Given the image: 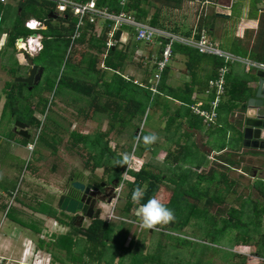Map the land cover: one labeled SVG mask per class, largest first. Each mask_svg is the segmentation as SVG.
<instances>
[{
	"label": "trees",
	"instance_id": "1",
	"mask_svg": "<svg viewBox=\"0 0 264 264\" xmlns=\"http://www.w3.org/2000/svg\"><path fill=\"white\" fill-rule=\"evenodd\" d=\"M77 1H79V3H82L89 0ZM159 1L161 5H166V1L169 2V0ZM181 2L182 0H175V5L178 7L179 3ZM96 5L97 7L101 8L106 6L115 13L124 11L128 14L133 15L139 22L148 24L151 27L157 29L170 31L171 34L173 32V35L180 33L189 35L190 33V30L182 32V28L177 26V23L176 25H174L165 21L164 18H161L160 7L155 6V11L150 16L149 12L151 5L148 4V0H96ZM18 7L20 8L21 12L17 16L16 22L10 33V37L8 40L9 45H14L15 40L19 36L25 38L29 33L32 32L31 30L24 27V23L30 16H34L33 18L47 25V31L41 32L44 36L42 37V40H44L43 48L34 58H42V61L45 64H50L51 60L54 59L55 56H60L59 54H61V51L68 48L70 36L74 31L76 19L72 17L69 12H65L63 16L58 15V13H56L55 11V3L49 0H24L23 2L19 3ZM49 14L54 16L55 19L49 17ZM207 24H209L208 19H206L204 23L199 24L197 31H200L201 27H204V25ZM110 26L111 23L105 21V23H103V28L100 35L98 37H95L92 35L94 25L92 23H86L83 30L81 31L80 38L76 40V43L82 44L85 42L86 37L88 36L87 46L90 50L94 51L96 55L89 58L85 71L81 67L79 68L74 66L72 67L73 72L77 73L78 75L84 76L85 78L94 77L95 81L92 84H87L81 77L79 79L76 77L73 78L70 76H65L59 78L58 85L63 86L67 90L76 93L83 99L86 98L88 100L87 106L89 108H94L97 110V112H100L101 115L104 114L105 116H107L108 123L110 124L109 126L111 128H115L118 125L126 127L127 123H129L136 115H143L148 106L149 109L151 105L153 106V104L150 103L152 94L149 90L151 84V81L149 80L151 78L147 79V82L144 80L143 85H138L133 82V79H125L123 77L121 68L123 67L122 62H124L125 58L124 54L119 52V54L117 55V43L111 47H106L105 45L107 33L110 30ZM19 28H21V30H19ZM127 28L122 27L121 29L115 31L113 38L118 41L122 30ZM128 30L130 34H133L132 29L128 28ZM156 41H159L160 46L162 45V50L165 44V40L162 37H155L152 43ZM176 51H186L192 57L197 54V51L181 44H174L173 54ZM102 53L106 54V57L103 61V65L106 68L105 70L109 69L112 72L111 79L109 81H106L104 79L105 71H98L97 68V55ZM118 57L120 58L119 61L117 59ZM207 57L211 59L213 66L211 70V78L215 79L218 69L223 65L228 66L229 63L227 62L224 64V60L215 55H209ZM74 68L79 69L74 70ZM163 74L164 72L161 76H163ZM35 87L36 85L32 86L30 90H33ZM163 87L164 81L161 79L158 86L159 92L163 91ZM27 89L28 87L23 85L22 83L11 82L10 85L7 84V90L5 93L6 108L4 107L3 112L6 109H10L11 114L16 115L17 120L24 123L27 128L37 129L41 125V122L34 117V112H40L45 117V119L49 121L50 116L47 115V112L50 109L49 106L51 104L48 105V100L44 97H38V99H36V101L34 100V103H32L33 101L29 100L27 96L24 95V91ZM177 98L178 100L181 99V97L178 96ZM241 98L240 100L239 98L236 99L237 103L243 102ZM153 100H157L156 102L161 101V103L164 101L162 99V94L156 95ZM20 101H23L24 103L23 109L25 110V113H19L18 111V104ZM165 101H167L166 98ZM183 101L186 102L187 100L183 99ZM32 106H34V109H32ZM151 110L153 111V114L158 112L156 106L151 107ZM187 110L189 111V108ZM160 111L163 112L162 110ZM180 112L181 111H179L178 109V111H176V114H178L179 116ZM163 114L165 115L167 114V112L164 111ZM174 120L176 121V118H174ZM203 125L207 127V125ZM170 126H172L171 128H173L172 135H175L172 138V142L176 149L174 152H170L171 150L167 152L166 162H168L167 170L170 171L169 179H173L175 177L177 185L172 189L171 197L168 201L169 203L166 206H169V208L173 210L177 222L175 224L174 222H171L168 228L173 231H182L190 224L191 220L194 218V225H197L200 229H202V231H204L205 233V236L202 239V243H189V245L199 246V249H197L196 247V249L193 250V253L197 251L200 256H203L208 250H212L214 252L215 248L212 245L219 243L220 238H222L226 230H240L239 234L236 235L235 243L238 244L243 242L244 244H247L249 246L250 244H254L258 248L256 251V256L264 259V234H261L259 231V227L264 216V182L262 180H257V182L254 183V188L256 189L263 203L259 202L257 199L248 201L249 195H246V197L237 196V200H239L240 203H238L237 205L235 204V206L238 207L240 205L239 211H237V207L231 204L230 208L225 211L226 217L218 218L215 214L210 213V211H208L206 208L210 209L211 207H213V201H217L221 205L231 194H236L235 187L226 186L229 183L228 180L230 181L231 178L228 177L226 172H221L222 170L217 169L215 166H213V168L210 169V171H208L207 173H203L202 171L198 172L200 165L196 166V170H192L190 168L188 172L182 171L181 164H185L186 162H194L193 151L198 152V147L195 142L192 141V135L188 134L190 132H186L183 134L179 133L181 127L180 123L177 122L176 124ZM138 131L137 137L144 135L143 132ZM40 134L41 133L39 132L36 141L38 142L41 139V141L46 142V139H42ZM71 134L73 135V137L77 138L78 141L80 140L83 143L84 148L88 151L89 157L87 159L88 161L85 162V169L87 168L88 162L90 161H92L94 164L92 166V172L95 168L100 167L101 165L105 167L104 173L106 176L108 175V179L103 180L101 177L96 176L99 183L103 182L107 184L113 180H116V182H119L121 180V171L125 166L120 167L116 165H109L111 163L113 152L108 147V142L103 141L102 137L99 136V134L77 135L75 132H72ZM31 140L32 139L29 140L23 137L20 138V141L23 145L29 144ZM140 143L141 146L139 154H141L147 148L142 142ZM46 144L47 146H50V144H48L47 142ZM120 158V156H117L116 160ZM220 158L221 159H218L220 162L232 165V162L230 160H225L224 156L221 155ZM223 163L221 164L225 166ZM148 166L150 165L148 163H145L141 168H134L127 171L129 181H127V192L125 195L126 201L123 207L125 216L129 215L132 209L138 208L139 204L146 203L147 200L155 196V194L159 190V184L162 181L161 179L164 175L160 172L155 173L152 169H149ZM177 171H179L178 175ZM94 176V174L91 175V177ZM88 179L89 180H87V183L95 185L90 182V177ZM68 181L73 182L78 181V179L70 176L68 178ZM231 181V184L237 185V182L235 180ZM222 185L224 187H222ZM137 186L141 187L144 191L143 198L140 200L139 204L134 203L132 200L133 190ZM188 199H193L197 202H200V200H204V204L202 203L204 207L199 208V206L189 202ZM3 208L5 209L6 206H4ZM46 208L47 209L42 210L38 206L37 211H39L40 213L46 212L48 215L53 216L57 222L66 225L69 228V232H67L65 235H60L59 237L51 235V237L54 236V240L47 243L41 239H38L37 246L39 248H43L49 253L50 247H66V251L70 255V261L67 264H100L102 260H107L102 259L103 254H105L106 251L105 240H107L108 238L112 239L113 236L116 237L117 235H119V229H121V225L117 227V231H113L112 226L107 220L98 218L92 219L88 226L83 227L74 223L75 216L72 215L68 220L62 219L60 216H56L55 213L53 214V212L50 208H48L47 205ZM247 211L249 212V214H247ZM7 216L16 224H19L22 227H30L31 229H33V232L37 233V229H35L34 225H28L24 221L16 218L14 219L11 213H7ZM73 228H75L74 232H72ZM74 236L84 242V248L76 245V243L73 241L75 239ZM69 237H71V239H69ZM57 239H59V241ZM125 239L126 237L118 241L116 247H113L122 250V246L124 243L123 241ZM176 240L178 241L179 239ZM180 243H184L187 245L188 241H180ZM73 250H75V252ZM127 253L130 254L128 264H144L146 262H148V264H171L166 262L163 263L160 260L156 259L157 256L159 257L158 254L153 256H140L137 251L132 252L130 248L127 250ZM107 256L109 258V261L106 264H110L114 259V255L110 253ZM224 256L238 257L236 254L230 253V251L224 252ZM53 257H55L54 253ZM195 264L203 263L202 260L199 259ZM260 264H264V260Z\"/></svg>",
	"mask_w": 264,
	"mask_h": 264
},
{
	"label": "rangeland",
	"instance_id": "2",
	"mask_svg": "<svg viewBox=\"0 0 264 264\" xmlns=\"http://www.w3.org/2000/svg\"><path fill=\"white\" fill-rule=\"evenodd\" d=\"M262 1L264 2V0ZM171 2H169V5H173V3ZM236 2L239 4L240 0H236ZM154 4L158 5L157 7H159V3L155 2ZM164 9L165 8H161L162 12L165 13V16H167L170 20H177L178 15L181 16L182 14H185V28H189L190 19L192 20L194 16L202 10L201 4L194 1L192 3L189 1H185L181 4L180 10L174 11L170 8H166L165 10ZM220 10L225 11L226 9ZM176 11L179 12L177 13ZM99 20L101 19H98L97 23L99 22ZM173 24L176 25V23ZM222 47H224V41H222L221 48ZM65 51L66 49H63L61 51V54H59L60 56H55V58L52 59L50 64L48 65L42 61V58H34L33 62L35 64L43 65L45 69L39 84H37L33 90L27 89L24 91V95H26L29 100H32V103H34V100L36 101L38 97H44L48 100V105L51 104L49 106L50 109L47 112V115L50 116V120L47 121L40 112L39 114L35 113V116L37 117V120L41 122V125L37 129L27 128L28 134L32 139L31 142H33L34 137H36L40 132V136L42 137V139H46V142L50 144V146H47L46 142L41 141L40 139L38 142L36 141L35 145L33 146L32 152L27 150L28 144L26 145V148H23V146H19L21 149L17 157L12 151L9 150V147L15 146L13 143L9 142L5 147L0 148L1 173H3L5 170L8 172L11 171V178L12 180H14L13 185H11V182H7L6 176L0 175V187H9L10 190H13L11 193H7L5 195L1 194L3 195V198L2 200H0V204L3 203L4 199L6 202V208L1 209L0 211V235L3 232L6 233V231H11L9 229L15 227L16 229L21 231L22 235L31 236L35 240V233H31L33 236L30 235V229L28 227H22L19 224L10 223L8 221L7 213H11L13 215L15 213L13 211L16 210L15 216L17 219L26 222L28 225H34L35 227L39 228L41 225H37V222L39 220L38 217L42 215L37 214L40 213L39 211H37L38 206L42 210H45L47 209L45 204H49L51 202H49V200L52 199V203H54V206L56 207V203L59 197V191L62 192V190L64 189L62 192L64 194L66 193L67 189L69 190V192H71L72 190V192H75L74 188L69 186L70 181H68V178L70 176L81 180L83 183H86V181L89 180L88 178L90 177L91 183L100 186L103 182L99 183L97 177H101L103 180L108 179V175L106 176L104 173L105 167H103V165L95 168L92 172V166L94 164L92 161H90L88 162V166L85 169V162L88 161L87 159L89 157L88 151L84 148V145L80 140L78 141L77 138L73 137V135L71 134L72 132H75L77 135L99 134V136L102 137L103 141L108 142V147L113 152L111 163L109 164L112 166L115 165L114 161L116 160V157H121L123 153H131L134 154L135 157L136 155L138 156L141 146V143H137V131L139 129L140 132L144 133V135H148L150 133L156 134L158 136L157 142L150 145L148 148L149 150L145 149L140 159L136 157L139 160H133L131 162V167L125 166L121 171V176L125 177L124 181H129V176L126 175L127 170L141 168L142 165L148 163L150 165L148 166L149 169H152L155 173L160 172L164 175L161 179L162 181L159 184V190L155 194V196L161 199L162 202L165 203V205H168L172 189L177 185L175 177L173 179H169L170 171L167 170L168 162H166V154L168 150L170 149V152H174L176 149L172 142V138L175 135L169 133V135L166 136V132L164 130L166 126L164 125H161V127L156 130L158 126V123H156L157 118L155 117L156 120L153 118V111H149V109L148 113L146 109L143 115L137 116V118L127 123L126 127L123 126L122 129L120 127L111 128L109 126L110 124L108 123L107 116H105L104 114L101 115V113L97 112V110L94 108H89L87 106L88 100L86 98H79L76 93L66 90L65 87L58 85V80L60 77H72V63H74L78 67H85L89 58L94 56V52L90 51L86 46L77 45L73 47L71 55L69 56L68 54L70 58H67V54L64 53ZM16 58L21 59L23 62L26 61L24 60V54L22 53H18ZM69 59L72 61V63L71 61H68ZM132 59L133 62L136 61L134 57ZM11 64L13 65L14 63L12 62ZM100 64L101 63L99 62L98 67L101 66ZM27 69L28 65L24 64L20 74L25 76L28 72ZM126 70L127 69H125L123 73L125 75L127 73L130 74V72ZM74 77L79 78L81 77V75L79 76L77 73H74ZM15 81L16 78L12 80V82ZM3 96L4 95H2V100H4V107L6 108V99L5 96ZM212 99L213 96H208L201 108L209 110V103ZM23 106V101H20L18 104L19 113H25ZM0 107L3 108V104L2 106L0 104ZM0 116H2V122L0 126L1 143L6 139L4 134L5 126L7 124H10L11 132H13L17 117L16 115L11 114L10 109H6L4 112L0 111ZM162 123L166 124V122ZM171 127L172 126H169L168 129H170ZM192 141H194L198 146L202 148L201 141L203 140L200 133H194V135H192ZM211 145L213 146V144ZM5 152H8V155H6ZM9 152L13 153L14 155L12 156L11 154H9ZM153 152L155 153L152 154ZM193 153L194 162H186L185 164H181L182 171L188 172L190 168L192 170H196L197 168L194 166L192 167V164H195L197 161L203 162L204 160L206 161L208 159H206L207 155L202 151H193ZM212 159L213 154H210L207 163H205L204 161L203 163H201V165H203L204 163L205 165H211L212 163L211 168H213V161H210ZM215 159L218 160L217 158ZM9 162L14 165L13 168H7ZM214 165L220 168L219 170H222L221 172L227 171L225 166L223 167L220 164ZM15 166L18 167L16 177L14 176L16 172ZM208 171L209 170H203L202 172L207 173ZM233 173L236 174L237 172ZM92 174H94L95 176L91 177ZM178 174L179 171H177V175ZM231 177H233V179L237 183L240 182L239 185L231 184L232 181H229L227 179L229 183L226 186L235 187L236 194H231L221 205L217 201H213V207H211L210 209L206 208L208 211H210V213L215 214L218 218L226 217L225 211L230 208L231 204L235 206V204L237 205L238 203H240L239 200H237V196L246 197V195H249L248 201L257 199L259 202L263 203L254 187H246V185L249 184V176L244 177V179H239V176L231 174ZM120 181L116 182L115 187L119 186ZM222 187L224 186L222 185ZM22 190L27 193V198H23L20 192ZM114 191L115 190H113L112 192L111 201L109 203L103 204L102 217L103 219L108 220L113 228V231H117V227L119 225H121V229H119V235H117L116 237L113 236L112 239L108 238L107 240H105L106 251L105 254H103L102 259L107 260H102L100 264H106L109 261L107 255H109L110 253L114 255V259L110 264H128L130 254L127 253V250L129 248L132 252L137 251L140 256H153L158 254L159 257L157 256L156 259L160 260L163 263L166 262L171 264H195L199 259L202 260L203 264H260L264 260L256 256V251L258 248L254 244H250L249 246L247 244H244L243 242L238 244L235 243L236 235H238L240 232V230L235 229L226 230L222 238H220L219 243L212 245L215 248L214 252L212 250H208L203 256H200L197 251L193 253V250L196 249V247L197 249H199V246H192L189 245V243H202V239L205 236L204 231H202V229H200L197 225H194V218L191 220L190 224L182 231L170 230L168 228L170 226V223L167 226L160 228L159 230L141 229L139 227V220L135 214L136 210H132L131 213H129V215L127 216H125L123 211V207L126 201L125 195L127 192V182L124 183L121 196L116 202L113 200ZM38 200H45V203H37ZM18 201H20L21 203H17ZM188 201L199 206V208L204 207V200H200V202H197L196 200L188 199ZM167 207L169 208V206ZM239 207L240 205L236 208L237 211H239ZM111 211V214H114L115 217H109V212ZM247 214H249L248 211ZM57 216H60L62 219L68 220L72 215L57 211ZM262 219L263 220L261 221L259 231L261 234H264V216ZM90 221L91 220H88L87 223H89ZM78 222H80V220L74 221V223L76 224ZM173 222L175 224L177 220L174 219ZM50 223V226L53 225L52 228L48 227L45 232L43 231L44 234H42L43 232L40 234V236H43L44 238L41 239L39 236V238L46 243L53 238H50L49 235H57L58 233H61L62 235L69 232L68 227H63L55 221ZM85 225L86 222L82 224V226ZM53 227L55 228L53 229ZM74 231L75 228H73L72 232ZM59 235L60 234H58L57 237H59ZM123 236L126 237V239L123 241L124 243L122 246V250L114 248L113 246L116 247L118 241L124 239ZM74 237L75 239L73 241L76 243V245L84 248V242L77 239L76 236ZM59 239L57 240L59 241ZM69 239H71V237H69ZM176 239L179 240L177 241ZM180 241H188V243L187 245L184 243L181 244ZM49 250L50 253L54 251L55 255L57 254L60 259L65 260V263H68L70 261V255L66 250L60 252V249L51 247ZM42 251L46 252V250L43 248ZM73 251L75 252V250ZM227 251L236 254L238 257L224 256V252ZM0 256L4 257L1 253ZM7 260L10 262L11 258H8ZM144 264H148V262Z\"/></svg>",
	"mask_w": 264,
	"mask_h": 264
},
{
	"label": "crops",
	"instance_id": "3",
	"mask_svg": "<svg viewBox=\"0 0 264 264\" xmlns=\"http://www.w3.org/2000/svg\"><path fill=\"white\" fill-rule=\"evenodd\" d=\"M23 1L24 0H7L6 3L0 2V95H1L0 104L1 106L3 104V108L0 107V111L2 112L4 109V100H2V95L5 96V93L7 90V84L10 85L12 80L15 78L25 77L27 73L25 76L20 74L23 65L24 64L27 65L29 59L32 60L34 57L38 55L37 54L35 56L33 55L32 57H29L27 56V54L23 53L24 58H25L24 60H26L23 62L21 59L16 58V56L18 55V52L15 49V45L11 46L8 43L10 33L16 22V18L21 12L20 8L18 7L19 3ZM74 1L79 3V1L77 0H74ZM89 1H94L96 3V0H89ZM171 1L175 3V0H171ZM185 1H189L191 3L193 2L191 0H182V2L179 3L178 7H181V4L184 3ZM155 2L159 3L160 1L159 0H152V1L148 0V4L151 5L150 12H149L150 16L155 11V6H156V4H154ZM194 2L200 3L202 10L197 15H195L192 20L190 19L189 28L184 27V21L186 19L185 14H182L181 16L178 15L177 18L179 20L178 19L170 20L167 16H165L166 14L163 13L161 10L160 17L164 18L165 21H167L168 23H171V24L177 23V26L182 28V32H186L190 30L189 35H184L182 33L176 34L180 37L198 39L200 32L204 30L207 33L208 38L213 42V44L218 49H220L223 52L231 54L237 60L233 62H229V65L227 66L228 73L226 75V84H225L226 91L224 95L222 96L221 102L219 104V107L217 110L216 121L213 123L211 127L209 126L206 127L203 125L204 123L200 120V118L193 114V112L191 111V107L201 101L204 105L206 98L209 96L207 95L205 91L208 86V80H210L211 78V73H212L211 70L213 68L212 61L210 58L207 57L209 55L200 54L198 53L196 49L188 47V46L186 47L197 51V54H195V56L193 57L190 56L186 51H176L173 54L167 68L164 70L163 76H161V79L164 81L163 91L159 92L158 90V93L154 95L152 94V97H151L150 103L153 104V106H156L158 110V112L152 114L154 119L155 117L157 118V120L155 119L156 123H158L156 130L159 129L161 125L166 126L164 130L167 136L169 135V133L173 132V128L168 129V127L178 122L181 125L180 130H179L180 134H183L186 132H190L188 133L189 135H194V133L196 134V132L200 133V135L202 136V140H203L201 141L202 148L198 146L196 143L195 144L197 145L199 151H202L204 152V154L207 155L206 159L207 158L208 159L206 161L204 160L205 163H207V161L209 160L210 154H213V159L210 160V161H213V166H215L214 164L223 163L215 159V158L221 159L220 156L222 155L224 156L225 160H230L232 162V165L223 163L227 167L226 169L227 171H224V172H226L228 177H230L231 180H234L233 177H231V174L235 176H239V179L241 178L244 179V177L249 176L248 178V180L250 179L249 184H247L246 187H254V183H256L257 180H262L264 182V150L256 148V147H251V146H243L242 144V141H243L242 125L240 122H237V120L239 116L238 112L241 110V106L246 102L248 98L252 96L253 94L252 89L256 85V82L258 80V78L256 77V73L259 70H256L252 67H247L245 62L264 64V2L262 0L260 1L257 0V2L256 0H240L239 4L236 2V0H194ZM85 3L86 2H82V4H85ZM99 8L100 9L104 8V9L111 11L106 6L102 8L99 7ZM167 8L169 7L167 6ZM180 9L181 8L176 9V10H180ZM220 9H226V10L221 11ZM176 12L178 13L179 11H176ZM56 13L58 12L56 11ZM64 14L58 13V15L60 16H63ZM33 17L34 16H30L26 20V22H29L30 25L34 24V22H38L39 23L38 28L37 30H34L31 33H29L25 38L29 36L35 37L34 35H36V37H40L42 48H43L44 40H42V37L44 36L42 35L41 32L47 31L46 30L47 25ZM49 17H52V19H55V17L52 15ZM72 17H74L77 21V17L73 15ZM206 19H208L209 24L204 25V27H201L200 31H197L199 24L204 23ZM86 23H88V21L84 23V26ZM103 23H105V21L99 20L98 23L93 24L94 25V29L92 30L93 36L98 37L100 35L102 28H103ZM205 26H207L208 28ZM24 27H25V23H24ZM74 29H75V26H74ZM110 29H111V26H110ZM19 30H21V28H19ZM162 31H165V30H162ZM109 32L110 31H108L107 33L106 43L108 40L114 41L115 42L114 44L117 43L118 44L116 48L118 52L117 55L120 52V53H123L125 56L124 62H122L123 67L121 68L123 77L125 79H128V78L133 79V82L138 85H143L144 80L147 82V79L149 78L152 79L153 73L155 72V69H156V66L154 65L155 60L160 57V52H161V47H162V45L161 46L159 45V41H156L153 43L137 42L134 40L133 34H130L128 28L122 30L120 38L117 41L113 38L114 33L112 34L111 37H109ZM165 32H168L171 34L170 31L166 30ZM72 34L70 36L68 48H66V51L64 52L67 54V58L71 55L72 53L71 51L74 46L81 45V46H86L88 48L87 46L88 36L86 37V40L84 43L79 44V43H76V40H78L80 37L72 42L71 41ZM25 38L19 36L17 39H25ZM222 41H224V47L221 48ZM135 42L139 44H136ZM94 55H96L95 52H94ZM105 57H106V54H103V53L97 55V60H96L97 64L100 62L101 63L100 67H102L103 69L100 67H97V68H98V71H105L104 79L106 81H109L111 79L112 72L109 69L105 70L106 68L103 65V61ZM133 57L136 60L134 62L132 61ZM117 59L118 61L120 60L119 57ZM68 61H71V60L69 59ZM12 62L14 63L13 65L11 64ZM33 64L38 67H43V65L41 64H35L34 62ZM72 64H73L72 67L74 66L78 67L74 63ZM86 66H87V63H86ZM86 66L81 67V68L85 71ZM29 68L30 67L28 66L27 71L29 70ZM79 68H74V70H77ZM125 69H127L126 71H129L130 74L127 73L125 75L123 73ZM43 72H44V67H43ZM72 74H73L72 77L74 78V72ZM81 78H83L87 84H92L95 81L94 77L85 78L84 76H81ZM151 79L149 81H151ZM158 94L160 95L162 94V99L164 100L162 103L161 101L156 102L157 100L156 101L153 100V98ZM77 96L79 97V95ZM177 96L181 97V99L178 100ZM165 98L167 101H165ZM238 98L239 100L241 98L243 102L245 100V102L237 103L236 99ZM183 99H186L188 102L187 101L184 102ZM153 106L151 105L150 109L148 106L147 113L151 110V107ZM187 107L189 108V111L187 110L188 109ZM32 109H34V106H32ZM178 109L179 111H181L179 116L178 114H176V111H178ZM160 110H162L163 112L166 111L167 114L164 115L163 112H161ZM35 113L39 114V112L35 111L33 114L34 117L37 119V117L35 116ZM137 116H140V115H136L132 120L137 118ZM1 118L2 116H0V126L2 122ZM174 118H176V121L174 120ZM162 122H166V124ZM169 123H173V124H169ZM118 127L122 129V126L120 125L116 126V128ZM4 134H5L6 139L5 141H2L0 143L1 144L0 148L5 147L6 144H8L9 142L13 143L15 146L9 147V150L12 151L17 157L21 149L19 146H23V148H26V145H23L20 141L21 136L18 135L17 130L15 131L13 129V132H11L10 124H7L5 126ZM212 137H213V142H212ZM211 144H213V146ZM148 148L149 146L146 149L149 150ZM169 151L170 149L168 150V152ZM143 152L141 154L138 153V156L136 155V157L140 159L142 157ZM13 153L9 152V154H11L12 156L14 155ZM154 153L155 152H153L152 154ZM5 154L8 155V152H5ZM200 163L201 161H197L196 165L193 164L191 166L196 167L197 165H200L198 172L203 171V170L210 171V169H212L211 168L212 163L211 165H205V163L201 165ZM220 165L223 166L222 164ZM13 167L14 165L9 162V164L7 165V168H13ZM215 167L217 169H220L217 166ZM17 169L18 167L15 166V170H16L15 175H14L15 177H16ZM228 172L230 173V175ZM233 172H237V173L235 174ZM0 175L6 176L7 182H11V185H13L14 180H12L11 178V171L8 172L5 170L3 173H1V170H0ZM78 181L82 182L79 179ZM126 182L127 180L125 181V183ZM239 183H237V185H239ZM84 184H87V181ZM0 189H1L0 190V200H2L3 195L7 193H11L13 191V190H10L9 187H4V188L0 187ZM23 190L20 192L23 198L25 197L27 198L28 197L27 193ZM62 192L59 191L58 196L64 194ZM68 192L69 190L67 189L65 194H67ZM41 202L45 203V200L37 201V203H41ZM49 202L50 203L46 205L48 206V208L51 209L53 214L55 213V215L57 216V211H60L57 208V203L55 207L54 203H52V199L49 200ZM17 203L20 204L21 202L18 201ZM5 205H6V202L3 199V203L0 204V211L1 209H3ZM98 207L101 209V214L99 218L103 219L102 217L103 203H99ZM136 209L137 208H134L132 210H136ZM13 212L16 213V210ZM15 213L13 214L14 219L16 218ZM37 214L42 215L38 217L39 220L37 222V225H41V226L39 228L34 226L35 229H37L36 230L37 233L33 232L32 231L33 229L31 230V228L29 227L30 229L29 234L32 235L31 233H35L36 241L31 236L22 235L21 231L16 229L15 227H12L11 229H9L11 231L9 232L6 231V233L3 232L0 235V253L5 258H11V260L18 261L21 259V256L24 250L31 246L38 248L45 255L50 254V252L48 253L47 251L46 252L42 251V248H39L37 246L38 245L37 241L38 239H40L39 236L43 231H46L48 227L52 228L53 225L50 226L49 225L51 224L50 222H53V221L57 222V221L55 220L53 216L48 215L46 212H41ZM44 215H46L47 217ZM8 221L13 224L15 223L14 221L10 220V218H8ZM87 221L88 220L85 219L81 224L79 222L77 224L82 226V224L86 222V225H85L86 227L91 222L90 221L89 223H87ZM57 223L63 227H67L66 225L61 224L60 222H57ZM54 228L55 227H53V229ZM58 234L61 235V233H58ZM65 234H62V235H65ZM56 248L60 249L61 250L60 252H63L66 250V247H63V246H58ZM53 253L54 251H52L51 254L49 255L50 256L49 264H67L65 263V260L60 259L57 254L55 255V257H53Z\"/></svg>",
	"mask_w": 264,
	"mask_h": 264
},
{
	"label": "built area",
	"instance_id": "4",
	"mask_svg": "<svg viewBox=\"0 0 264 264\" xmlns=\"http://www.w3.org/2000/svg\"><path fill=\"white\" fill-rule=\"evenodd\" d=\"M55 3V10L64 14L65 12H70L73 16L77 17L75 24V29L71 37V41L78 39L80 37L84 23L95 24L98 19L102 21H108L111 23V29L109 30V37L112 34L121 29L122 27H128L133 31L134 40L141 43H152L155 37H162L165 40V44L161 50L160 57L158 60H155L156 69L153 73L151 84L149 90L151 94L158 93V86L161 80V75L164 70L167 68L172 56H173V46L174 44H181L191 48H194L200 54L204 55H215L224 60L225 63L233 62L237 60L234 56L229 53L223 52L218 49L213 42L208 38L207 33L203 30L200 32L199 38H184L178 35H173L162 31L160 29L151 27L145 23L139 22L131 14H128L124 11L115 13L107 9L97 8L94 1L86 2L85 4L78 3L74 0H49ZM1 3H6L7 0H0ZM25 25L28 29L38 28L39 23L34 22L31 24L26 22ZM34 29V30H35ZM114 41L108 40L106 43L107 47L113 46ZM15 49L18 53L28 54L30 56L36 55L42 49L40 37L29 36L25 39H17L15 41ZM247 67H252L256 70L264 72L263 63H251L245 62ZM228 73L227 66L223 65L218 69L215 79L208 81V86L206 89L207 95L213 96V99L209 103V110L201 108L203 106L202 101L196 103L191 107V111L194 115L200 118V120L207 126L213 125L217 118V110L221 102L222 96L225 93V76ZM211 93V94H210ZM37 136L34 137L33 142L27 145L28 151L33 150ZM31 146V147H30ZM125 177L123 176L119 186L116 187L113 200L116 202L119 199V196L122 192L123 185L125 183ZM115 198V199H114ZM109 212V217H115ZM45 232V231H44ZM44 232L42 234H44ZM50 238H52L49 235ZM43 239V236H40ZM54 239H50L53 241ZM31 246V245H30ZM8 258L0 256V264H49L50 258L48 255H45L38 248L31 246L24 250L20 260H7Z\"/></svg>",
	"mask_w": 264,
	"mask_h": 264
},
{
	"label": "water",
	"instance_id": "5",
	"mask_svg": "<svg viewBox=\"0 0 264 264\" xmlns=\"http://www.w3.org/2000/svg\"><path fill=\"white\" fill-rule=\"evenodd\" d=\"M27 65L30 67L27 75L16 78V82L22 83L28 89H31L32 86L39 83L43 73V67L34 65L31 59L28 60ZM256 77L258 80L252 89L253 94L241 106V110L238 112L237 122H240L242 125L243 146H251L264 150V72L258 71ZM14 130H17L18 135L21 137L26 139L30 138L27 126L24 123L16 121ZM70 185L80 194L60 195L57 201V208L62 212L75 216V219L80 220V224L85 219H98L101 214V209L98 207V204L109 203L112 199V196L95 197V191L98 190V187L92 184L73 181ZM101 186H103V183Z\"/></svg>",
	"mask_w": 264,
	"mask_h": 264
},
{
	"label": "clouds",
	"instance_id": "6",
	"mask_svg": "<svg viewBox=\"0 0 264 264\" xmlns=\"http://www.w3.org/2000/svg\"><path fill=\"white\" fill-rule=\"evenodd\" d=\"M25 27L27 26L25 25ZM34 29L35 28L32 27L29 30L34 31ZM35 30H37V28ZM27 56L32 57L28 54ZM30 139L31 137L29 138V140ZM157 140H158V136L154 133H150L148 135H141L137 137V143L139 144L140 142H142L145 147L155 144ZM135 159L136 157L134 156V154L123 153L120 159L114 161V164L120 167H124V166L131 167V162ZM127 171H126V175H128ZM143 195H144L143 189L137 186L132 193L133 202L139 204L140 200L143 198ZM135 214L139 220V227L144 230H159L160 228H163L167 226L169 223L173 222L175 219L173 211L169 209L165 205V203H163L162 200L157 198L156 196H153L152 198L148 199L146 203L139 204V207L136 209ZM48 257L50 258V256Z\"/></svg>",
	"mask_w": 264,
	"mask_h": 264
},
{
	"label": "flooded vegetation",
	"instance_id": "7",
	"mask_svg": "<svg viewBox=\"0 0 264 264\" xmlns=\"http://www.w3.org/2000/svg\"><path fill=\"white\" fill-rule=\"evenodd\" d=\"M191 1H194V0H191ZM168 1H166V5H161L160 3H159V7H161V8H167V6L169 7V8H171V9H173V10H176V9H179V8H181V7H177L176 5H175V3L174 2H171L170 0H169V2H171V3H173V5H169V2L167 3ZM156 6H158V5H156ZM71 182L69 183V186L71 187ZM88 184V183H87ZM115 184H116V180H113V181H110L109 183H107V184H105V183H103V186H100V185H94L95 187H98V190L97 191H95V197H99V198H102V197H104V196H111L112 195V192H113V190L115 189ZM72 194V195H79L80 193H78V192H68L67 194ZM75 220H77V219H75ZM77 221H79V220H77Z\"/></svg>",
	"mask_w": 264,
	"mask_h": 264
}]
</instances>
